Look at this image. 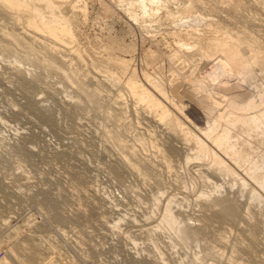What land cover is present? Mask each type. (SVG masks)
<instances>
[{"label": "rangeland", "instance_id": "1", "mask_svg": "<svg viewBox=\"0 0 264 264\" xmlns=\"http://www.w3.org/2000/svg\"><path fill=\"white\" fill-rule=\"evenodd\" d=\"M54 2L72 42L0 3V264H264V129L230 124L244 98L260 104L264 0ZM45 4L32 6L48 21ZM208 63L235 94L204 113L177 89L220 83L195 70ZM201 145L207 155L186 161ZM167 205L175 224L163 228Z\"/></svg>", "mask_w": 264, "mask_h": 264}, {"label": "bare ground", "instance_id": "2", "mask_svg": "<svg viewBox=\"0 0 264 264\" xmlns=\"http://www.w3.org/2000/svg\"><path fill=\"white\" fill-rule=\"evenodd\" d=\"M34 1L35 2L43 1L44 3H46L45 4L46 8L52 14V17L50 20L46 21L43 15L41 14L40 10L32 6ZM61 1L70 2L71 0H61ZM0 3L3 4V6L13 11L15 10L31 11L30 21L28 23V26L30 30H32L33 32L37 34L40 32L48 36V39L52 42H58L61 44L64 39L72 42V34H71L69 24H68V17L66 15L64 16V14L62 13L63 11L62 7L60 6L57 7L54 4L55 3L54 0H0ZM58 9L60 13L55 14L54 10L58 11ZM242 46H243L242 40L237 39L233 48L237 49ZM219 52H220L219 49L216 48L213 51H209L207 56H213ZM249 52H251V56L253 60H256L257 59L256 52L254 50H250ZM238 55L239 53L233 56L231 58V61H234L236 56ZM220 62L221 63L223 62V58H221ZM211 65L212 64L210 63L202 64V65L197 64L195 70L198 69L199 67L200 72L204 70V76L206 77V79L212 78L215 81L220 82L216 86L211 87L206 82H200L198 83L196 90L192 92L191 94L188 93L187 90H182L183 88L177 89V93H178L180 101L185 103L186 106L187 105L193 106L194 110L196 109V111H199L200 107L203 104L204 113L217 112V110L225 102V99L227 97H233V95L235 94L234 93L235 89H233L232 86L228 87V86L223 85V82H227L228 80H231V74L224 72L220 66H211ZM74 72H71V73H74ZM62 73H63L62 74L63 76H67V72L63 71ZM85 75H83L84 77H81L82 75L80 77L85 78ZM202 79L205 80V78L203 77ZM260 87H261V90L256 95L257 97L261 98L260 104L258 105L255 104L254 102L256 98L255 96L244 98L240 104V109H239L244 114H242L241 116L233 117V119L230 120V124L235 125V124L241 123L242 126H245V127L251 126L259 131H262L264 129V109L259 110V108L262 106L263 101H264V85L263 86L261 85ZM126 90L135 100V104L137 106L140 105V107L143 108L141 104H144V109L146 112H149V111L154 112V114L157 115V118H158L157 120L160 123H164L166 127H169V128L171 127V120H170V115H169L168 110L164 109L163 106L152 96L151 93H149L146 89H143L142 86L135 83L134 80H129L126 83ZM158 92L162 94L163 96L165 95V93L161 89H159ZM175 96L176 94H174V97ZM213 125H214V122L212 124V127ZM212 127L209 128L208 132L205 135L207 136L209 135V132L212 130ZM212 142L219 151H221L227 156H229L227 154V151H231V152L234 151L233 147L227 144V136L216 137L212 140ZM206 155H207L206 149L204 148L203 145H201L198 151V154L190 155L186 159V161H193L195 158H199V157L203 158ZM214 163L216 164L217 167H220L223 165V163L218 158L217 160L214 161ZM216 188L218 189L221 187H216ZM210 195L211 193L205 192L203 194V197L208 198L210 197ZM169 205H167L165 208V214L163 216L162 221L160 222L161 224L160 227L168 228V227L174 226L175 224V219L169 210Z\"/></svg>", "mask_w": 264, "mask_h": 264}]
</instances>
